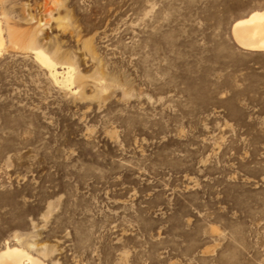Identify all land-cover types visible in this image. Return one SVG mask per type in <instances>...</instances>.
Returning <instances> with one entry per match:
<instances>
[{
    "label": "rangeland",
    "instance_id": "1",
    "mask_svg": "<svg viewBox=\"0 0 264 264\" xmlns=\"http://www.w3.org/2000/svg\"><path fill=\"white\" fill-rule=\"evenodd\" d=\"M256 10L0 0V250L264 264V52L230 33Z\"/></svg>",
    "mask_w": 264,
    "mask_h": 264
},
{
    "label": "bare ground",
    "instance_id": "2",
    "mask_svg": "<svg viewBox=\"0 0 264 264\" xmlns=\"http://www.w3.org/2000/svg\"><path fill=\"white\" fill-rule=\"evenodd\" d=\"M231 38L234 43L248 51L264 52V10H256L247 17L237 20L232 24ZM3 44L2 29L0 27V50ZM35 57L48 68L52 64L48 57L41 51L34 50ZM52 76L56 72L52 70ZM0 264H46L38 257L30 254L22 247L5 246L0 250Z\"/></svg>",
    "mask_w": 264,
    "mask_h": 264
}]
</instances>
